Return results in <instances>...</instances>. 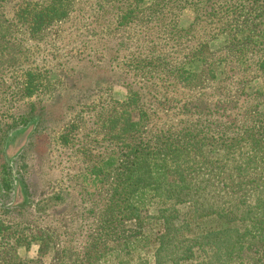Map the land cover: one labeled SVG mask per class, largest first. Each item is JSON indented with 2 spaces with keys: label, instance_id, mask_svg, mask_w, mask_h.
Here are the masks:
<instances>
[{
  "label": "trees",
  "instance_id": "trees-1",
  "mask_svg": "<svg viewBox=\"0 0 264 264\" xmlns=\"http://www.w3.org/2000/svg\"><path fill=\"white\" fill-rule=\"evenodd\" d=\"M201 1L217 32L199 42L188 32L201 15L187 28L184 10ZM228 1L24 0L17 12L31 33L62 27L59 45L88 52L79 62L96 61L93 52L104 57L97 66L128 58L132 77L158 79L163 94L154 109L130 84L111 119L117 150L96 169L106 176L111 165L112 194L88 264H264V53L244 67V52L224 50L241 30ZM132 26L141 34L129 38ZM212 41L221 53L207 52ZM40 76L25 72L23 95L40 91ZM16 124L0 126V159Z\"/></svg>",
  "mask_w": 264,
  "mask_h": 264
},
{
  "label": "rangeland",
  "instance_id": "rangeland-1",
  "mask_svg": "<svg viewBox=\"0 0 264 264\" xmlns=\"http://www.w3.org/2000/svg\"><path fill=\"white\" fill-rule=\"evenodd\" d=\"M23 2L0 0V126L18 122L4 139L0 159V264H88L84 260L95 249L112 194L111 165L106 176L96 169L110 163L117 150L111 119L127 100L130 84L143 86L145 100L154 109L164 101L163 94L158 79L132 77L137 72L128 58H109L97 66L104 57L93 52L89 57L97 62H79L77 57L88 52L82 46L59 45L62 27L31 33L17 18ZM228 2L237 3L239 10L230 17H237L241 30H234L239 39L225 44L224 50L244 52L245 63L239 64L244 66L264 53V39L254 40L255 34L264 35V0ZM205 5L201 1L197 10H184L187 28V20L201 15L188 32L199 42L217 32L207 25ZM125 34L133 38L141 30L132 26ZM206 49L221 53L216 41ZM32 68L42 72L43 85L28 97L22 92L25 72ZM199 80L196 89L203 90L209 81ZM208 96L203 92V99Z\"/></svg>",
  "mask_w": 264,
  "mask_h": 264
}]
</instances>
